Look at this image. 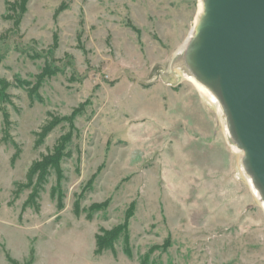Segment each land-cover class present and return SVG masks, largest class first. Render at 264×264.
I'll return each mask as SVG.
<instances>
[{
    "label": "rangeland",
    "instance_id": "1",
    "mask_svg": "<svg viewBox=\"0 0 264 264\" xmlns=\"http://www.w3.org/2000/svg\"><path fill=\"white\" fill-rule=\"evenodd\" d=\"M200 4L0 0V264H264L222 100L174 72Z\"/></svg>",
    "mask_w": 264,
    "mask_h": 264
},
{
    "label": "water",
    "instance_id": "2",
    "mask_svg": "<svg viewBox=\"0 0 264 264\" xmlns=\"http://www.w3.org/2000/svg\"><path fill=\"white\" fill-rule=\"evenodd\" d=\"M208 23L187 57L198 78L213 86L226 106L238 145L264 197V0H207ZM202 42V53L196 49Z\"/></svg>",
    "mask_w": 264,
    "mask_h": 264
},
{
    "label": "bare ground",
    "instance_id": "3",
    "mask_svg": "<svg viewBox=\"0 0 264 264\" xmlns=\"http://www.w3.org/2000/svg\"><path fill=\"white\" fill-rule=\"evenodd\" d=\"M207 0H201V4L199 7V12H198V16L196 18V21L193 25L192 31L189 35V37L187 38V40L183 43V45L180 47L179 52H185L186 49H190L192 46V43L196 40L199 39L202 41L203 39V35H204V31L206 29L207 23H208V18H207ZM196 58L199 59L201 53H202V42L201 44L197 47L196 49ZM174 72L178 73V75H183L185 77V79L192 83L198 90V92L202 95V97L212 106V105H217L218 101L216 99V97L214 95H212V93L210 92V86L209 84H215L216 87L219 89L220 88V81L219 79H208L205 76H202V78H196L193 75L187 73L185 70L183 71L180 68H174ZM219 108V104L217 105ZM214 109V108H213ZM220 110V109H219ZM224 112H225V120H224V126H225V132L226 135L228 136V138L231 141V135H234V128L232 125V122L230 120V115L229 112L226 108V106H224ZM233 148L238 151V148L236 147V145H232ZM252 188H253V192L254 194L260 199L262 196L257 188V186L252 183ZM261 203L262 206L264 208V197L261 198Z\"/></svg>",
    "mask_w": 264,
    "mask_h": 264
},
{
    "label": "trees",
    "instance_id": "4",
    "mask_svg": "<svg viewBox=\"0 0 264 264\" xmlns=\"http://www.w3.org/2000/svg\"><path fill=\"white\" fill-rule=\"evenodd\" d=\"M27 2V0H22L23 5H25ZM50 159V158H49ZM48 160V159H47ZM120 230H115L113 233H107V238L104 239V237H99L98 238V246L100 247V249H106L108 247H111V241L115 240L119 234Z\"/></svg>",
    "mask_w": 264,
    "mask_h": 264
},
{
    "label": "crops",
    "instance_id": "5",
    "mask_svg": "<svg viewBox=\"0 0 264 264\" xmlns=\"http://www.w3.org/2000/svg\"><path fill=\"white\" fill-rule=\"evenodd\" d=\"M6 262L8 263V261L6 260Z\"/></svg>",
    "mask_w": 264,
    "mask_h": 264
}]
</instances>
